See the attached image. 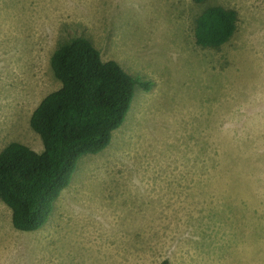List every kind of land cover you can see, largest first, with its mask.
I'll list each match as a JSON object with an SVG mask.
<instances>
[{"label": "rangeland", "instance_id": "rangeland-1", "mask_svg": "<svg viewBox=\"0 0 264 264\" xmlns=\"http://www.w3.org/2000/svg\"><path fill=\"white\" fill-rule=\"evenodd\" d=\"M210 6L237 16L219 48L195 44ZM75 36L149 89L38 230L0 203V264H264V0H0V151H42L29 117Z\"/></svg>", "mask_w": 264, "mask_h": 264}, {"label": "trees", "instance_id": "trees-1", "mask_svg": "<svg viewBox=\"0 0 264 264\" xmlns=\"http://www.w3.org/2000/svg\"><path fill=\"white\" fill-rule=\"evenodd\" d=\"M236 21L232 9L206 8L195 19V44L219 48L234 34ZM50 68L60 86L42 98L29 117L42 151L19 142L0 151V203L11 212L12 227L21 232L36 231L47 221L78 160L102 152L123 122L134 88L149 89L117 62L104 61L83 36L60 43Z\"/></svg>", "mask_w": 264, "mask_h": 264}]
</instances>
